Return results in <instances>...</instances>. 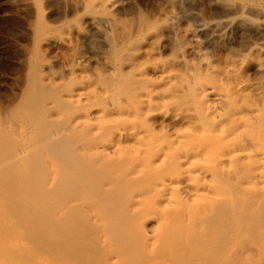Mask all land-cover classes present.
Listing matches in <instances>:
<instances>
[{
	"label": "bare ground",
	"instance_id": "1",
	"mask_svg": "<svg viewBox=\"0 0 264 264\" xmlns=\"http://www.w3.org/2000/svg\"><path fill=\"white\" fill-rule=\"evenodd\" d=\"M112 47L100 91L35 68L27 104H8L0 226H45V264H264V78L245 81L236 58L178 74Z\"/></svg>",
	"mask_w": 264,
	"mask_h": 264
},
{
	"label": "rangeland",
	"instance_id": "2",
	"mask_svg": "<svg viewBox=\"0 0 264 264\" xmlns=\"http://www.w3.org/2000/svg\"><path fill=\"white\" fill-rule=\"evenodd\" d=\"M101 1L0 0L1 119L7 108L27 104L29 75L35 68L53 86L71 78L85 80L83 95L106 87L97 73H109L105 64L114 57L112 42L122 56L132 55L135 63L142 57L151 62L177 60L172 68L178 74L207 63L221 68L226 58H236L243 62L240 73L245 81L264 78V64L257 68L252 61L264 62V51L251 53L252 48H264V21L254 11V7L264 9V0H105L104 7ZM242 2L247 10L239 9ZM102 16L110 18L108 25L98 23L97 17ZM255 24L260 25L256 28ZM20 227L0 226V247L5 252L0 248V264H45L46 227L37 226L42 231L38 229L32 244L13 238L21 230L28 234L31 228L32 234L37 229ZM2 242L13 247L21 261Z\"/></svg>",
	"mask_w": 264,
	"mask_h": 264
}]
</instances>
